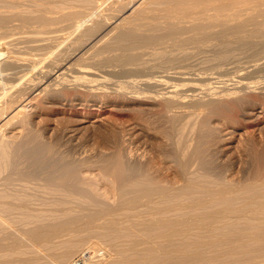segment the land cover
<instances>
[{
	"label": "bare ground",
	"instance_id": "1",
	"mask_svg": "<svg viewBox=\"0 0 264 264\" xmlns=\"http://www.w3.org/2000/svg\"><path fill=\"white\" fill-rule=\"evenodd\" d=\"M27 1H29L31 4L30 0ZM36 1L33 0L34 3ZM46 1L47 0H43L44 6L42 4L41 9L39 7L40 1L39 5L37 4V8L35 5L36 3L34 4L36 9H40L38 11L32 7L36 10V12L38 11L37 13L35 11V13L33 11L32 13L30 11L21 12L18 10L17 13L15 12L13 14L9 11L12 15H9V12L8 15L0 14L1 27L6 25L5 23L8 22L9 24L10 21H13L10 19L13 17V15L14 17H16V19L21 17L22 20L21 18L20 20L23 24V28L25 27V30L27 29V27L32 29L27 30L26 32L22 28H20L19 30L17 27H21L20 23V26L16 27V25L18 24L14 25L17 30L16 28L12 27L13 29H15V31L12 29L11 31H9L10 28L8 26L9 30L8 28H6L7 32H12L11 34H14L16 32L14 35L17 34L16 36L18 38V36L22 33H20L19 31L24 30L23 33H26V35L21 37L19 36V40L28 42L27 48H29V50L31 49V53L34 52L32 50H39L40 56L44 55L47 57V59L49 57V62L47 61L48 63L46 65L42 64L43 66L37 67L39 65H36L35 62L34 64L36 65V67L29 68L30 64L25 62L26 60H23L24 58L21 59V57L19 58V56L12 57V55L7 56L4 52L7 47L6 42L8 43V41L10 40L9 37L8 41H6L7 39L5 40L6 42L0 41V57L3 56V52L5 53L3 58H0V65L4 64L5 66L8 61H11L15 63L14 68L16 70L14 72H10L8 70H6L7 72H4L2 70L4 73L2 71L0 72V103H2V101L4 102L2 105L0 104V133L2 132V129L5 130L7 128L3 127L13 125L15 124V121L19 122V120L17 119H20L21 116L23 118L25 116V113L31 110H37V105L35 103V100L37 102V97L46 96L49 100L56 101L59 97L62 96V94L65 95V93L69 91L71 92L72 90H76L78 93V91L81 89L79 85H81V87L83 86V88L85 87V90L91 93V97L88 101L80 98L81 96L76 97L70 101L67 100L68 97L65 98L67 101H69V103L67 104L70 105V109L75 112H88V114H95V116L99 118L103 117L108 111V103H116L118 102V100H121L120 97H129L132 99L139 97L141 94H139L138 96H128V94H136L138 92L136 91V88L139 89L142 86L159 88V91L157 92L158 94L155 93L156 95H153V92L150 93V96L152 94L153 96L151 97L154 98V100L151 98L152 101H161L160 103L165 110L169 109L175 112L178 111L179 118H181L180 116L183 115L186 118L185 114L188 112L187 108L189 107H193V110L194 108L198 109L204 106H211L209 108H218L223 103L225 105V101H230L229 99L231 97H237V99H248L250 94L256 92L258 87L263 85L264 89V84L260 85L262 83L260 82L261 80H257V82H255L253 77L249 80L246 79L248 77V74L247 77L240 76V79L235 80V82L232 77H230L231 80H233L232 84H228L227 82H225L229 80V77L228 80L226 79L225 81H222L223 85H216L214 83V85L209 84L208 86H206V88L208 87L209 90L207 91L205 89L206 91H204L203 94L196 92L200 89V82L198 83L197 81L192 84H186L189 86L187 87V89H183L184 87L181 88L178 86V84H171V80L174 76H187L184 75L186 74L187 70L184 71L185 66H183V70H178L176 75H172L174 73L171 74L170 72V74L165 73L159 75L145 74L142 75L141 78H139V75H137L138 78H135L133 80L127 79L126 82H122L118 87H115L116 89L114 90H106L107 84L113 77H109L108 74H113L116 72L120 74V70H123V74L125 77L124 72H127V70H132L133 72L134 68L132 69L131 66H136V68L148 67L151 69L160 67V69L163 68L164 70H169L170 68L173 69L172 66L178 67V64H180V68L182 64L186 65V60L187 62H189L188 59L192 55V53L186 50L187 48L182 44H179L178 42L180 41V38H182L181 36L184 33H187L186 35H188L189 33L188 38L197 43L196 47L198 49L211 50L214 53H212V55H214V60L216 61V63H224L230 60L232 55H235L237 53L236 51H242L238 53H244L243 51H245L246 53L247 50L255 51L256 49H260V51L264 52V0H101L106 4V10H109L108 7L112 8L111 11L109 10L110 13H106L104 11L101 12L105 9L101 8L103 3H101L100 0H79L81 4L83 2V5L86 4L88 6L87 10L79 9V5L81 4H76L79 1L76 2L75 0H73V2H76L75 4H73L72 0V3L70 2V0H67L68 4L71 3L69 5L70 7L68 6V8L72 7V9H59V11L56 10L57 14L54 9H49V14L53 11V13L55 12L54 14L56 15L52 13L51 15H48L46 13L48 10V7L45 5ZM48 1V3H46L48 5H50L49 3H51V5L54 3V1ZM57 1L56 2L57 4L59 3V6L65 7L63 6V3H60L62 2V0L60 2L59 0ZM56 2L54 3V5L56 4ZM64 3L68 5L66 2ZM11 4L13 3H10L9 7L12 6ZM51 5L49 8H52ZM74 5H77V7H75ZM99 6L102 10L99 8L98 12H95L98 9L97 7ZM146 6L151 7V16L150 11L146 10ZM22 7L20 9H22ZM14 10L17 9L14 8ZM145 10L146 12L150 13L148 17L146 16L147 13L145 12ZM156 10H158V12L160 13H157ZM144 12L146 13V15ZM143 14L145 15V17H143ZM13 19L15 20V18ZM2 31L3 30H1L0 28V32ZM1 34L2 33H0V36H2ZM5 34L3 35L6 36ZM7 35H9V33H7ZM213 38L219 39L220 43H211L210 39L213 40ZM169 40H171L172 43L174 41V45H177L178 43L177 48L174 49L172 47L174 45H171ZM175 40H178L177 43L175 42ZM208 40L210 41V43H208ZM167 41L170 44L166 43ZM10 43H8V45ZM16 43L17 42L15 41L14 44ZM12 46L15 47V45L13 44ZM22 46L24 47V45ZM187 46H190V42L189 45L187 44ZM14 49H17V46ZM175 50L179 53L175 52ZM32 55L34 54L32 53ZM37 55H39V52L37 53ZM145 55H149V58H153L152 60L155 61H149H151V63H154L151 65H147L149 64V62L145 59ZM14 57H16V59H13ZM46 57H44V59ZM25 58L27 59V57ZM20 59L23 61H21ZM83 60H87L89 61L88 63L91 64L87 66H79V62ZM191 60L192 58L190 59V61ZM209 64L211 65V63ZM97 65L105 67L107 69L106 71H104L105 75H102L103 73L98 75L99 73L97 74L92 71L94 70V68L96 69ZM99 72L101 71L99 70ZM68 73L73 74V77L71 76L72 78H70L72 80L74 78L73 82L72 80L68 79V77H70V75L72 74L69 75ZM28 74H33V76L35 75L34 79H37V77L41 76L40 80L38 79L39 81L30 82L24 78ZM130 74L128 73L129 76ZM135 75L133 74V76ZM30 76L31 75H29L28 77ZM205 78L209 79L210 77L205 75L203 77L199 75L197 79L186 80L203 81L205 80ZM251 79L253 81H250ZM9 80H12L11 85H8V87H6L7 81ZM180 81L182 80H179V83ZM130 88H132V90L135 88V92L128 91L131 90ZM85 90H83V92ZM142 90L143 88L141 89V91ZM259 93L263 94L262 91H260ZM147 94L145 96L144 90V97L147 98ZM250 101L244 104L245 109L243 112L245 119L250 123L251 126L260 127L259 125L264 124V106L254 104L252 102L250 103ZM224 105L222 106L225 107ZM231 106L229 105L230 108ZM214 109L212 108L211 111ZM193 110L191 109V111ZM219 110H221V108ZM222 110H224V108ZM199 111H201V109ZM211 111L210 109L208 110V112ZM218 111H216L217 114ZM214 112L215 111L211 113ZM196 113L197 112H195V114ZM190 115L192 116V114ZM175 116H173V118ZM191 116H189L190 120L192 119L190 118ZM199 118L200 116L197 117V119ZM231 121L233 122L232 119ZM179 122L181 123L182 121L180 120ZM232 122L229 127H224L225 133H223L225 134V136L230 134L233 128H235V124ZM199 123L201 122H198V124ZM227 123L225 124L227 125ZM229 124L230 122L228 123V125ZM186 125L185 127L184 125L181 126L186 128ZM188 125H190V123ZM195 125H193V128L192 126L189 127V129H195L198 126L196 125V127L194 128ZM206 125L208 124L199 126H202V128L205 130L204 126ZM175 127H177V125ZM178 128L179 127H177V129ZM186 129L181 128L180 132L183 130L184 132H182L185 133ZM202 131H200V133H202ZM2 133L4 134H0V178H3V180L9 178L11 182L12 180L10 179L9 175L12 174L13 176L14 174H18L20 176L24 175V177L26 178V180H24L27 182V179L30 177L31 171L30 173H24L26 170H19L18 168L21 165L17 167V165L13 161V157L16 153H20L23 150V152L27 154V157L29 158L28 160L31 161L30 166H32L31 164L35 160L38 162L39 159H41L42 157L44 158L43 153H46V151L43 149V145L31 146L26 140L24 142H16V151L11 154L9 153V151L12 152L13 150L11 151V148H9L10 150H8L9 145H11L9 142L12 141V143H14L12 139H16L18 141V139H20V137L23 135V129L19 128L18 125V127H13L12 134H9V136L5 134V131H3ZM174 136L175 135L173 134V137ZM183 137L184 136L182 135V139L179 138V140L181 139L180 141L183 142V146H187L186 148L188 149L182 147V144L177 139L178 137H174V139H176L178 143L175 146L174 152L171 154V161L174 163V175L172 177L157 176L155 173H153V167L150 168L151 166L148 167V165L143 164L139 165L138 163L133 164L132 161L129 162L127 160V154H125V156L124 153L122 154L120 151L115 155H113V153V156L111 155V157L109 156L107 158L105 156V159L103 158V160H105L103 162H106L104 166L106 167L105 170L109 172L114 178L115 194L113 193L112 195L115 197V199L114 197H112V192L110 190L109 197H112L113 199L109 200V197H106L108 198V200H103L101 198H95V196L89 194L91 192H88L86 189L78 186L75 181L79 179L78 177H80L79 173L77 172L79 164H74L73 161L70 162L66 157V159H63L60 161V163L57 162L56 164L55 162L58 160L57 158V160L54 158L53 161L56 160L55 162H50V160L47 161L44 158L43 161L41 160L43 162V166L41 167V162H38L40 165V167L38 168L36 167L38 165L36 161L34 163L36 169L40 170L41 168V172L44 171L42 173L45 174L43 175V179L46 180L45 182L47 186L46 188L44 187L46 191H48L49 189L53 191L54 187L50 184L54 185V183H56V179L59 181L57 188L60 192V197H57V199L53 198L54 201H52V203L48 201L50 204L44 205L43 203H39L37 201L39 198L37 196V193L32 194L31 191L29 193L27 189H24L23 193L22 189L19 187L17 190H14L17 187L15 186L16 184L13 185L12 182L15 179V181L18 180L16 178L18 175H16V177L11 176L12 178L15 177V179L11 182V185H9L10 183H5L4 185L7 190L10 188L12 189L0 194V252L1 250L7 248L9 250L8 252L11 251L12 253L13 251V253H15L14 251H16L17 249L20 250L21 248H23L22 246L24 245L21 243H25V240H27L28 238L29 240L32 239L30 240L31 242H29L32 244H35L34 242L38 241V244L36 243V247H39L38 245H40L42 242L46 243V245L48 244V248H50L51 246L50 249H53L54 247L52 248V245L50 244H53L55 246L60 240H64L65 236L63 233L66 232V246L64 245L65 248L61 252L59 250L55 252L56 249H54V254L46 255L49 251L47 250L48 252L46 253V250H43L47 249V246L44 248V244H41L42 246L40 247H43L42 250L39 247L43 253H46L45 259L47 258L49 260H53L52 258L56 257V260L58 259L60 263L65 264L68 263L69 260H72V257H74V253L79 247L77 246L76 248V245H78L80 242L84 244L85 241L88 243L89 237H86L87 231L91 232L92 230H104L109 233V235L111 236V240H113L112 238L117 240V249L115 250H117L119 258L115 257L117 258L115 261L113 257V264H175L172 261H176V264H232V262L234 263L241 258L242 260L243 258H245L246 260V257H250L254 254H257L259 258L260 255H258V253H262L261 257H263H260L262 261L258 259V262L257 260L258 264H264V150L261 151L256 148L253 150L252 160L254 166H252L254 167V171L250 172L249 169L246 174V171L244 170L245 174L244 171H242L240 173L241 176L239 175L238 178H235L236 176L234 177L233 174H231L232 176L228 174L230 169L227 173H225V167L224 170H222L223 168L222 166H220L221 164L217 165L218 162L216 164L215 159L214 161H210V159L212 160V158H209L211 156L206 158L208 156L207 152V156H204L205 154L203 155L199 148H192L195 146L189 145L192 144L191 142L187 143L188 140L183 141ZM198 141L200 140H197V142ZM184 142L187 144H184ZM188 145L190 146V148L188 147ZM225 149L227 150V148ZM47 152L49 154V152L52 153L53 151ZM128 156L127 157L130 158L132 154L130 155L129 153ZM51 158L53 159V156ZM146 159H148V157ZM150 161L151 160H148V163ZM58 164H61L59 172L56 168ZM79 167L81 168V166ZM41 172L38 175L42 174ZM236 173L238 174V172ZM242 173L244 175H242ZM34 174H31V176H35ZM38 175H36V177ZM18 178L20 180L19 176ZM31 178H29V182L31 181ZM22 179L23 177H21V180ZM23 182L21 183L23 184ZM18 185H20V183ZM22 186L23 185H21V187ZM26 186L28 188L30 184L28 185L27 183V185H25V188ZM5 187L3 186V188ZM22 188H24V186ZM29 188H31V186ZM73 193L79 195V197L77 195H72ZM105 196H107V194ZM77 198L81 199L82 201H76ZM18 214L24 215L26 217L23 216V219H20L21 216H19ZM16 216L17 218H14ZM30 216H33L34 218L36 217V219L31 218ZM43 216L46 217L44 218ZM28 217H30L31 220ZM16 219L20 221L19 223L17 222V225L15 224L17 221ZM13 221L15 223H12ZM12 224L16 226L12 227ZM95 232L93 233L95 234ZM76 234H78V236L80 234L79 237L81 238H76ZM81 234H84L85 237H83ZM62 236H64V238ZM59 237L62 238L60 239ZM57 239L59 241L56 243ZM61 243H59L61 245L60 248L64 244ZM89 244L90 247L91 245H93L90 243V240ZM27 245L29 246L30 244L27 243ZM58 247L59 246H57L56 248L58 249ZM91 249L92 248H90L89 250ZM95 249L96 247L94 248V250ZM40 250H38V252L41 255L42 253L40 252ZM86 250L88 251V248ZM18 251H16V253ZM36 252L37 251H35V253ZM50 252H53V250H50ZM39 253H36L37 255H34V253H30L31 255L29 256H20L13 259L10 258V260H8L7 258V261H4V259H2V257L0 256V264H9V261H15L16 264H34L36 260L42 262L41 259L42 257H44V255H42L41 257ZM84 253L85 252L83 251V254ZM88 253L90 252L88 251ZM95 253H93V255ZM23 254L25 255V253ZM255 255L254 257H250L251 259L247 258V260L249 259V261L251 260L253 262L252 259L255 258ZM49 260L47 261L48 263ZM177 260H179L180 262H177ZM245 260H243L244 262H241L246 264L245 262L247 260ZM108 261V264L112 262ZM90 262L91 261H89V263ZM96 264H98V262H96Z\"/></svg>",
	"mask_w": 264,
	"mask_h": 264
},
{
	"label": "rangeland",
	"instance_id": "2",
	"mask_svg": "<svg viewBox=\"0 0 264 264\" xmlns=\"http://www.w3.org/2000/svg\"><path fill=\"white\" fill-rule=\"evenodd\" d=\"M2 1V2H1ZM0 2V14H5V15H8L10 12L13 14V13H17L18 12V10L19 11H21V12H36V10H38V9H36L37 8V6L39 5V1H40V5H39V7H40V9H41V7H42V4H43V6H44V2H43V0H42V2H41V0H38V1H36V0H34V1H36L35 3L33 2V0H30L31 1V4H30V2L29 1H27V0H1ZM5 1H6V3H5ZM18 1H19V3H18ZM45 1V0H44ZM48 1V0H47ZM46 1V3H48ZM51 1H54V3L57 1V0H50V2ZM61 0H59V2H60ZM69 1V0H68ZM67 0H64V2H68ZM76 2L77 1H79V0H75ZM4 2V3H3ZM7 2H9V3H7ZM23 2V3H22ZM33 2V3H32ZM58 2V1H57ZM57 2H56V4H57ZM63 2V0H62V2H60V3H63V4H60V5H63V6H65V7H62V6H59L58 4L56 5H54V3L51 5V3H49L50 5H51V7L52 8H49L50 7V5H48V4H46L45 3V5L48 7L46 10H47V14L48 15H51V13L52 14H54L55 12H56V10L57 11H59V9H67L68 8V6L73 2V0H72V2H71V0H70V4H68V5H66L65 3ZM76 2H73V4H75ZM82 2V1H81ZM100 2L101 3H103L101 0H100ZM10 3H13V4H11L12 6L11 7H14L15 9H17V10H14V8H11V7H9L10 6ZM22 3V4H21ZM29 3V4H28ZM36 5V8H35V5ZM38 4V5H37ZM72 4V5H73ZM77 5H79V4H81L80 3V1L79 2H77L76 3ZM104 4V5H103ZM102 4V6H101V8L103 9H105V6H106V4L105 3H103ZM14 5V6H13ZM32 5H34V6H32ZM77 5L75 6V7H77ZM145 5H147V4H145ZM4 6V7H3ZM18 6H20V7H18ZM23 6V7H22ZM29 8H27V7ZM67 6V7H66ZM82 6V7H81ZM104 6V7H103ZM144 6V5H143ZM6 7H8V8H6ZM22 7V9H20ZM35 8V9H33V8ZM38 7V8H39ZM70 7V6H69ZM74 7V8H75ZM87 5L85 4V5H83V2H82V4L81 5H79V9H84V10H87ZM145 7V6H144ZM73 8V9H74ZM98 9H97V11H95V12H98V10H99V8H100V6L99 7H97ZM100 8V9H101ZM149 10H148V9ZM8 9V10H7ZM11 9V10H10ZM12 9H13V11H12ZM28 11H27V10ZM31 9V10H30ZM39 9V10H40ZM52 9H54L55 10V12L53 13V11L52 12H50V14H49V12L48 11H50V10ZM68 9H72V7L71 8H68ZM76 9H78V8H76ZM101 9V10H102ZM106 9H107V6H106ZM100 10L101 12H106V13H110L109 12V10L111 11L112 10V8H109L108 7V9L109 10ZM145 9V8H144ZM151 9V7H149V6H146V10L147 11H150V13L152 12V10H150ZM6 10V11H5ZM26 10V11H25ZM38 10V11H39ZM89 10H90V8H89ZM88 10V11H89ZM146 10H145V12H146ZM159 10V9H158ZM158 10H156V12L157 13H160V12H158ZM10 11V12H9ZM37 11V12H38ZM99 11V12H100ZM162 11V10H161ZM9 12V13H8ZM32 12V13H33ZM34 12V13H35ZM36 12V13H37ZM144 12V13H145ZM163 12V11H162ZM9 14V15H12V14ZM146 13H147V15H146ZM145 13V15L148 17V15L150 14V13H148V12H146ZM56 14H57V12H56ZM56 14H54V15H56ZM145 15L143 14V17H145ZM152 15V13L150 14V16ZM17 17H19V16H17ZM13 18H15V20L13 19ZM21 18V17H20ZM20 18H18V19H16V17H14V15H13V17L12 18H10L11 20H13V21H10L9 22V24H8V22L7 23H5L6 25H2L3 27H1L0 26V28H1V30H3L2 32H0V33H2L1 35L2 36H0V41H5L6 39V41H8V37L10 38V42L8 41V43H10L9 45H8V43L6 42V49H5V53H6V55L7 56H11L12 55V57L13 56H19V58L21 57V59H23V60H26L25 62H27V63H29L30 65H29V68H35L36 67V65H39V66H37V67H41V66H43L42 64H44V65H46L48 62H49V57H48V59H47V57L46 56H40V51L39 50H32V51H34V52H32L34 55H32V53H31V49L29 50V48H27V44H28V42H23L24 40H19V36L21 37V36H24V35H26V33H23V31L25 30L24 28H23V24H22V22H21V20H22V18H21V20H20ZM10 19H7V20H10ZM20 20V21H19ZM263 22H264V20H263ZM21 23V27H17V26H20L19 24ZM16 24H18V25H16ZM14 25H16V27L20 30V28H22V29H24V30H22V31H19L20 33H21V35H19L18 36V38H17V34L16 35H14V34H11L12 32H7V30H6V28H8V26H9V28H10V30H9V28H8V30L9 31H11V29L12 30H14L15 31V29H13V28H16ZM13 27V28H12ZM17 28H16V30H17ZM29 27H27V29L25 30V32L27 31V30H31L30 28L28 29ZM249 28H251V27H249ZM13 31V32H14ZM250 31H251V29H250ZM3 32H5V33H3ZM7 33H9V35H7ZM18 33V32H17ZM250 33V32H249ZM3 34H5L6 36H4ZM19 34V33H18ZM185 34V33H184ZM182 35L181 37L182 38H180V41H178V40H175V42L177 43V41L179 42V44H182L183 46H185L187 49L186 50H188L189 52H191L192 53V55L190 56L191 58H192V60L190 61V57H189V59H188V61L190 62H187V60H186V65L185 64H182V66H181V68L179 67L180 66V64H178V67L177 66H172V68L173 69H175V70H173V69H169V70H164L163 68L162 69H160V67H157V68H148V67H137L136 68V66L134 67H132L131 66V68L133 69H136V70H134L133 69V72H132V70H127V72H124L125 73V77H124V74H123V70L121 71L120 70V74H118V72H116V73H113V74H108V76L110 77V76H113L112 77V79H111V81L107 84V88H106V90H108V91H111V90H114V89H116L115 87H118L122 82H126L127 81V79L128 80H130V79H135V78H138L137 77V75H139V78H141L142 77V75H145V74H151V75H159V74H165V73H174V74H172V75H176L177 74V71L178 70H183V66H185V68H184V71L185 70H187V72H186V74H184V75H187V76H184L185 78L186 77H188V78H186L187 80L188 79H197V77L200 75V76H203L204 77V75L205 76H208V77H210L209 79H207V78H205V80H189V81H187L183 76H180V75H176V76H174L173 77V79L171 80V84H173V85H175V84H178V86L179 87H181V88H183V89H187V87L189 86V85H186V84H192V83H195L196 81L199 83V87H200V89L198 90V91H196V92H198V93H201V94H203V92L204 91H208L209 89H208V87L206 88V86H208L209 84L211 85V84H216V85H223L222 84V81H225L226 79L228 80V77H229V80H230V82H229V80L228 81H225V82H227L228 84H232L233 83V80H234V82H235V80H238V79H240V76H246L247 77V74H248V77L246 78V79H250V78H252L253 77V79H254V81L255 82H257V80H261L260 82H262L260 85H262V84H264V52H262V51H260V49H256L255 51H252V50H247L246 51V53H245V51H243L244 53H238V52H242V51H236L234 54L236 55H232V57L234 58H230V60H228V61H226V62H224V63H220V62H217L216 63V61L214 60V55H212V51L211 50H209V49H198L196 46V44L197 43H195L192 39H189L188 37H189V33H188V35ZM10 35H11V37H10ZM13 35V36H12ZM5 37H7V38H5ZM16 39H15V38ZM14 39H15V41L17 42L16 44H14L15 43V41H14ZM212 39V38H211ZM210 39V41H211V43L213 42V43H220V40L219 39H215V38H213V40H211ZM215 39V40H214ZM18 40V41H17ZM218 40H219V42H218ZM173 41V40H172ZM210 41L208 40V43H210ZM216 41V42H215ZM13 42V43H12ZM169 42L171 43V45H174V41H173V43L171 42V40H169ZM168 41L166 42V43H168V44H170ZM189 42H190V46H187V44L189 45ZM24 45V47L21 45ZM207 43V44H208ZM12 44L13 45H15V47L14 46H12ZM167 44V45H168ZM166 45V44H165ZM177 45H178V43H177ZM177 45H174V46H172L174 49L175 48H177ZM16 46H17V49H14V48H16ZM26 46V47H25ZM160 46V45H159ZM192 46V47H191ZM10 47V48H9ZM9 48V49H8ZM189 48H191V49H189ZM19 49V50H18ZM11 50H12V52H11ZM14 50V51H13ZM8 51V52H7ZM37 51V52H36ZM208 51H210V52H208ZM3 52V56L5 55V53ZM36 52V53H35ZM39 52V55H37V53ZM175 52H178V51H176L175 50ZM248 52V53H247ZM255 52V53H254ZM259 52V53H258ZM8 53V54H7ZM179 53V52H178ZM210 55H209V54ZM262 53V54H261ZM214 54V53H213ZM255 54V55H254ZM258 54H259V56H258ZM212 55V56H211ZM240 55H242V56H240ZM248 55H249V57H248ZM3 56H1L0 58H3ZM35 56H37V57H35ZM40 56V57H39ZM253 56V57H252ZM257 56V57H256ZM25 57H27V59L25 58ZM42 57V58H41ZM44 57H46L45 59H44ZM145 57V59L146 60H148V62H149V64H147V65H151V64H153L154 62H152L151 63V61H155V60H152L153 58H149V55H145L144 56ZM262 57V58H261ZM5 58H7V57H5ZM4 58V59H5ZM9 58V57H8ZM11 58V57H10ZM19 58H17V59H19ZM32 58V59H31ZM35 58V59H34ZM42 60H41V59ZM149 58V59H148ZM236 58V59H235ZM13 59H16V57H14ZM20 59V60H21ZM29 59V60H28ZM47 59V60H46ZM211 59V60H210ZM10 60V59H9ZM23 60H21V61H23ZM31 60V61H30ZM149 60H151V61H149ZM234 60V61H233ZM29 61V62H28ZM40 61V62H39ZM42 61V62H41ZM46 61V62H45ZM48 61V62H47ZM211 61V62H210ZM257 61V62H256ZM36 62V63H35ZM89 61H87V60H83V61H80L79 62V66H87V65H89V64H91V63H88ZM213 62V63H212ZM215 62V63H214ZM228 62V63H227ZM7 63V62H6ZM5 63V64H6ZM14 65H13V64ZM32 63V64H31ZM36 65H35V64ZM209 63H211V65L209 64ZM220 63V64H219ZM258 63H259V65H258ZM207 64H209V65H207ZM216 64V65H215ZM223 64H226V65H223ZM14 66H15V63L14 62H11V61H8V63L4 66V64L2 65H0V72L3 70L4 72L6 71V70H8V71H10V72H14V71H16L15 70V68H14ZM31 66V67H30ZM235 66V67H234ZM247 68H246V67ZM12 67V68H11ZM25 67H27V66H25ZM189 67V68H188ZM213 67V68H212ZM239 67V68H238ZM251 67V68H250ZM10 68V69H9ZM195 68V69H194ZM219 68V69H218ZM254 68V69H253ZM5 69V70H4ZM17 69V68H16ZM98 71H97V70ZM96 69L94 68V70H92L93 72H95V73H99L98 75H100V74H102V75H105V73H104V71H106L107 69L105 68V67H101V66H99V65H97L96 66ZM109 69V68H108ZM118 69H120V68H118ZM150 69V70H149ZM212 69V70H211ZM222 69V70H221ZM228 69V70H227ZM237 69V70H236ZM247 69V70H246ZM13 70V71H12ZM96 70V71H95ZM99 70L101 71V72H99ZM218 70V71H217ZM244 70V71H243ZM2 71V72H3ZM91 71V72H92ZM154 71H156V72H154ZM172 71H174V72H172ZM247 71V72H246ZM248 71H249V73H248ZM3 72V73H4ZM7 72V71H6ZM122 72V73H121ZM197 72V73H196ZM210 72V73H209ZM241 72H242V74H241ZM128 73L130 74V73H133L135 76H133V74H130V76L128 75ZM140 73V74H139ZM169 73V74H170ZM241 74V75H239V74ZM69 75L70 74H72V73H68ZM209 74V75H208ZM219 74V75H218ZM245 74V75H244ZM255 74V75H254ZM29 75H31L30 77H28ZM69 75H66V76H69ZM122 75V76H121ZM141 75V76H140ZM195 75V76H194ZM214 75V76H213ZM257 75V76H256ZM35 76V75H34ZM34 76H33V74H28L27 76H25L24 78L25 79H27L28 81H30V82H32V81H39L40 80V77H37V79L35 78L34 79ZM39 76V75H38ZM73 77V74L72 75H70V77H68V79L69 80H72V79H70V78H72ZM212 76V77H211ZM220 76V77H219ZM222 76H226V77H222ZM238 76H239V78H238ZM260 76V77H259ZM27 77V78H26ZM176 77V78H175ZM215 77V78H214ZM230 77H232V79L233 80H231V78ZM30 78H31V80H30ZM116 78V79H115ZM118 78V79H117ZM122 78H124V79H122ZM184 79V81H183V79ZM256 78V79H255ZM263 79V81H262V79ZM39 79V80H38ZM124 80V81H122V80ZM204 79V78H203ZM212 79H213V81H212ZM73 80H74V78H73ZM73 80H72V82H73ZM179 80H182V81H180V83H179ZM207 80H208V82H207ZM9 81H10V84H9ZM9 81H7V85H6V87H8V85L10 86L11 85V81L12 80H9ZM194 81V82H193ZM202 81V82H201ZM205 81V82H204ZM220 81V82H219ZM250 81H253L252 79L250 80ZM258 81V82H259ZM174 82V83H173ZM211 82V83H210ZM259 82V83H260ZM202 83H204V84H202ZM208 83V84H207ZM219 83H221V84H219ZM258 83V84H259ZM206 84V85H205ZM213 84V85H214ZM114 85V86H113ZM80 86V92L78 91V93H79V95H78V93H77V91L75 90H72L71 92L69 91V92H67V93H65V95H63L62 94V96L61 97H59L58 98V100H56V101H51V100H49L46 96H40V97H37L36 99H37V102H36V100H35V103H36V105H37V107H36V109L37 110H31V111H29V112H27V113H25V116L23 117L24 118V120H23V118H22V116L20 117V119H17V120H19V122L18 121H15L14 123L15 124H13L14 126H16V127H18V125H19V128H22L23 129V135L20 137V139H18V141L15 139H12L13 141H14V143H12V141L11 142H9L11 145H9V147H8V150H10L9 148H11V151L12 152H10L9 151V153H13L14 151H16V142H24L25 140L26 141H28L29 142V145H31V146H42L43 145V149L46 151V153H43V156H44V158H45V160H47V161H49L50 160V162H55L57 159V161L55 162V164L57 163V162H59L60 163V161L61 160H63V159H68L70 162H72L73 161V163L74 164H79L78 165V170H77V172L79 173V176L80 177H78L79 179H77L76 181H75V183L78 185V186H80L81 188H83V189H86L88 192H93L92 194L91 193H89L90 195H93V196H95V198H101V199H103V200H108V198H106V197H109L110 196V191L112 192L111 193V195L114 193L115 194V183H114V178L111 176V174L109 173V172H107L105 169H106V167H104L105 166V164H106V162H103V161H105V160H103V158L106 156L107 158L110 156L111 157V155L113 154V155H115V154H117V153H119V151L123 154L124 153V155L125 154H127V156H128V154L130 153V155L132 154V156L130 157V158H133V159H130V158H128L126 155V158H127V160L130 162V161H132V163L134 164H139V165H141V164H143V165H148V167H150V168H152V170H153V173H155L157 176H160V177H163V176H170V177H172L173 175H174V167H173V162L171 161V154L174 152V150H175V146H176V144L178 143V141L176 140V139H174V137L175 138H177L178 140H179V138H181L182 137V135L184 136L183 137V141H187V143H189V142H191L192 144H189V145H193V146H195V147H192V148H199V150H201V152L203 153V155L204 156H207V153H208V156L206 157V158H208L209 156H211V157H209V158H212V160L210 159V161H214V159H215V162H216V164H217V162H218V164L217 165H219V164H221L220 166H222V170H224V167H225V170H224V172L225 173H227L228 172V170L230 169V171L229 172H231V173H229L228 172V174L230 175V176H232L231 174H233V176L235 177V178H238V176L240 175L241 176V172L242 171H246V174H247V172L249 171V169H250V172H252V171H254L253 169H254V165H253V160H252V154H253V150L256 148V149H258V150H264V124L263 125H259L260 127H258V126H251L250 125V123L245 119V116H244V109H245V106H244V104H246V103H248V101H250V103L252 102V103H254V104H257V105H260V106H264V89H263V85L262 86H260V87H258V89L256 90V92H253L252 94H250V96L248 97V99H237V97H231L229 100L230 101H225V105H224V103L222 104V105H224L225 107H223L222 105H220V106H222L223 108H224V110H222L223 108L222 107H220L221 108V110H219L220 108L218 107H212L214 110H212L211 111V109L212 108H209V107H211V106H209V107H207V106H204V107H201V108H198V109H195L194 108V110H193V107L191 108V107H189V108H187L188 109V112L185 114V116H186V118L184 117V115L183 116H180L181 118H179V112L178 111H173V110H165V109H163V107H162V105H161V101H159V100H156V102H153L152 101V99L154 100V98L153 97H151V96H153V95H156V94H158L157 92L159 91V88H156V87H144V86H142L141 88H136V91H138L136 94L135 93H129L128 94V96H134V95H139V94H141L140 96H141V99H140V96L139 97H136L135 99H132V98H129V97H120L121 98V100H118V102H116V103H113V102H110V103H108V111L105 113V115L103 116V117H97V116H95V114H88V112H85V113H83V112H75V111H73V110H71L70 108V105H68L67 103H69V101L70 100H73L74 98H76V97H80V98H82V99H84V100H86V101H88L89 99H90V97H91V93L89 92V91H86L85 90V87L83 88V86L81 87V85H79ZM186 86V87H185ZM231 86V85H230ZM109 88V89H108ZM143 88V92L141 91V89ZM131 90H128V91H130V92H135L134 90H135V88L132 90V88H130ZM206 89V90H205ZM261 89V90H260ZM82 90V91H81ZM83 90H85L84 92H83ZM144 90H145V96H146V94H147V98L146 97H144ZM151 90V91H150ZM140 91V92H139ZM150 91V92H149ZM260 91H262L263 92V94L262 93H259ZM73 92V93H72ZM86 92V93H85ZM153 92V93H152ZM69 93H72V94H69ZM85 93V94H84ZM87 93H89V94H87ZM150 93H152L151 94V96H150ZM156 93V94H155ZM261 94V95H260ZM66 95H68V96H66ZM148 95H149V97H148ZM143 96V97H142ZM46 97V98H45ZM68 97V98H67ZM69 97H70V99H69ZM65 98H67V100H69V101H67ZM143 98V99H142ZM144 98H145V100H144ZM152 98V99H151ZM250 98V99H249ZM252 98V99H251ZM149 99V100H148ZM39 100V101H38ZM48 100V101H47ZM146 100H147V102H146ZM232 100V101H231ZM245 100V101H244ZM257 100V101H256ZM113 101V100H112ZM127 101V102H126ZM159 101V102H158ZM234 101V102H233ZM242 101V102H241ZM244 101V102H243ZM247 101V102H246ZM115 102V101H114ZM229 102H231V103H229ZM237 102V103H236ZM4 102L2 101V103H0L1 105L3 104ZM242 103V104H241ZM113 104V105H112ZM160 105V106H159ZM226 105H228V106H226ZM229 105L231 106V108H232V110H231V108L229 107ZM242 105V106H241ZM136 106V107H135ZM235 106V107H234ZM39 107V108H38ZM111 107H112V109H111ZM208 109H207V108ZM229 107V108H228ZM48 108V109H47ZM133 108V109H132ZM161 108V109H160ZM190 109V110H189ZM191 109L193 110V111H191ZM201 109V111H199ZM207 109V110H206ZM210 109V111L211 112H213V111H215L214 113H211V112H208V110ZM230 109V110H229ZM203 110V111H202ZM219 110V111H218ZM227 110V111H226ZM134 113H133V112ZM173 111V112H172ZM190 111H191V113H190ZM216 111H218V114L216 113ZM221 111H225L224 113L223 112H221ZM195 112H197L196 114H195ZM199 112V113H198ZM175 113V114H174ZM85 114V115H84ZM174 114V115H173ZM189 114V115H188ZM190 114H192V116L190 115ZM197 114H199V115H197ZM217 114V115H216ZM223 114V115H222ZM175 115H177V116H175ZM197 115V116H196ZM216 115V116H215ZM231 115V116H230ZM233 115V116H232ZM173 116H175L174 118H173ZM187 116H188V118H187ZM189 116H191L190 118H192L191 120L189 119ZM196 116V117H195ZM200 116V120L199 119H197V117H199ZM230 116V117H229ZM235 116V117H234ZM25 117H26V119H25ZM138 117V118H137ZM177 117V118H176ZM203 117V118H202ZM227 117H228V119H227ZM232 117V118H231ZM102 118V119H101ZM177 119V121H176V119ZM226 118V119H225ZM234 118V119H233ZM187 119V120H186ZM230 119V120H229ZM231 119L233 120V122L231 121ZM24 121V122H22V121ZM181 120L182 122L180 123L179 121ZM225 120H227V121H225ZM229 120V121H228ZM138 121V122H137ZM141 121V122H140ZM177 123H176V122ZM244 121H245V123H244ZM20 122H22V123H20ZM194 124H193V123ZM198 122H201V123H199L198 124ZM230 122V124L228 125V123ZM231 122L232 123H234L235 124V128H233V130H232V132L230 133V134H228V135H226L225 136V128L226 127H229L230 125H231ZM247 122V123H246ZM17 123V124H16ZM173 123V124H172ZM183 123V124H182ZM190 123V125H188V124ZM192 123V124H191ZM225 123H227V125L225 124ZM183 126L184 125V127H185V125H186V128H184V127H182L181 125ZM198 125L197 127H196V125ZM205 124H208V125H206V126H204V128H205V130L202 128V126L203 125H205ZM13 125H8V126H5V127H3V128H6L5 130L4 129H2L1 131L3 132V131H5V134H7L8 136H9V134H12V131H13ZM177 125V127H179L178 129H177V127H175ZM178 125H180V126H178ZM193 125H195L194 126V128L195 129H192L193 128ZM199 125H202L201 127L199 126ZM226 125V126H225ZM13 126V127H12ZM192 126V128H191V130L189 129V127H191ZM208 126V127H207ZM200 127V128H199ZM221 127V128H220ZM225 127V128H224ZM125 128V129H124ZM158 128V129H157ZM176 128V129H175ZM186 129L185 130V133H183L182 131V133L180 132V129ZM202 128V129H201ZM208 128V129H207ZM218 128V129H217ZM113 129V130H112ZM148 129V130H147ZM172 129H174V130H172ZM200 130V131H202V133H200V131H198V130ZM220 129H222V130H220ZM251 129V130H250ZM54 130V131H53ZM121 130V131H120ZM154 130V131H153ZM179 130V131H178ZM189 130V131H188ZM196 130V131H195ZM178 131V132H177ZM208 131V132H207ZM250 131V132H249ZM0 133V134H4V133ZM40 132V133H39ZM156 132V133H155ZM176 134H175V133ZM193 132V133H192ZM210 132V133H209ZM213 132V133H212ZM224 132V133H223ZM38 133V134H37ZM178 133V134H177ZM196 133V134H195ZM207 133V134H206ZM157 134V135H156ZM173 134L175 135L174 137H173ZM180 134V135H179ZM186 136H185V135ZM206 134V135H205ZM247 134V135H246ZM32 135H34V136H32ZM36 135V136H35ZM170 135V136H169ZM178 135V136H177ZM221 135V136H220ZM128 136V137H127ZM191 136V137H190ZM187 137V138H186ZM197 137V138H196ZM252 137V138H251ZM38 139H39V141H38ZM125 139V140H124ZM174 139V140H173ZM182 139V138H181ZM180 139V140H181ZM184 139H186V140H184ZM21 140H23V141H21ZM35 142H34V141ZM134 140V141H133ZM175 140H176V142H175ZM179 140V142L182 144L183 142L182 141H180ZM197 140H200V141H198L197 142ZM203 141V142H202ZM221 141V142H220ZM250 141V142H249ZM39 142V143H38ZM196 144H195V143ZM187 143H185L184 142V144H187ZM252 143V144H251ZM41 144V145H40ZM106 144V145H105ZM197 144H198V147H197ZM201 144V145H200ZM202 144H203V146H202ZM128 145V146H127ZM188 145V147L190 148V146ZM200 145V146H199ZM14 146H15V148H14ZM136 147V148H135ZM171 147V148H170ZM182 147L183 148H186L187 146H183V144H182ZM200 147H202V148H200ZM229 147V148H228ZM231 147V148H230ZM55 148V149H54ZM86 148V149H85ZM225 148H227V150L225 149ZM248 148V149H247ZM173 149V150H172ZM186 149H188V148H186ZM92 150V151H91ZM114 150H116V151H114ZM126 150V151H125ZM129 150V151H128ZM131 150V151H130ZM224 150V151H223ZM47 151H53L52 153H53V155H52V153H50L49 152V154L51 155H49L48 154V152ZM125 152H127V153H125ZM133 152H134V154L136 155H134L133 154ZM146 152V153H145ZM151 152V153H150ZM207 152V153H206ZM20 153H21V155H20ZM20 153H16L15 155H14V157H13V161H14V163L17 165V167H19L20 165V167L18 168L19 170L20 169H22L21 171H25L24 173H30V171H31V174H34V173H36V174H34L35 176H31V174H30V177L29 178H33V180H32V178H31V181L29 182L28 180H30L29 178H28V176H27V182L25 181L26 180V178L24 177V175H18V174H14L13 176H15L16 177V175H18L19 177H20V180H21V177H23V179L20 181L19 180V178H18V176L16 177L18 180L17 181H15L16 179H15V177L14 178H12L13 176H12V174H10L9 176H10V179L13 181L14 179V181H15V183H14V181L12 182V184L13 185H15L17 188H13L14 190H17L18 189V187L19 188H21L22 189V193H23V191H24V189H27V191L30 193V191H31V193L33 194V193H37V196L39 197L38 198V202L39 203H43L44 205H47V204H50L49 202H51L52 203V201H54L53 200V198L54 199H57V197L59 198L60 197V192L58 191V188H57V186H58V183H59V181L56 179V183H54V185L53 184H50L51 186H53L54 187V190L53 191H51L50 189L48 190V191H46L45 190V188H46V180L45 179H43V175H45V174H43L42 172H44V171H42L41 172V168H40V170H38V169H36V167L38 168V167H40V165H41V167L43 166V160H44V158L42 159H39L38 160V162L40 163V165H39V163L36 161V163L38 164H36L37 166L35 167L34 165V163H35V161L31 164L32 166H30V163H31V161L30 160H28L29 158L27 157V154L26 153H24L23 152V150H22V152H20ZM223 153V154H222ZM54 154H55V156H54ZM94 154V155H93ZM162 154V155H161ZM227 154V155H226ZM228 154H229V156H228ZM251 154V155H250ZM26 155V156H25ZM112 155V156H113ZM134 155V156H133ZM144 155V156H143ZM249 155V156H248ZM17 156V157H16ZM53 156V159L51 158ZM62 156H64V157H62ZM72 156V157H71ZM102 156V157H101ZM18 157H20V158H18ZM25 157V158H24ZM27 157V158H26ZM61 157V158H60ZM66 157V158H65ZM78 157V158H77ZM87 157V158H86ZM137 157V158H136ZM148 157V159H146ZM170 157V158H169ZM240 157V158H239ZM17 158V159H16ZM47 158V159H46ZM54 158L56 159L55 161H53L54 160ZM226 158V159H225ZM16 159V160H15ZM20 159V160H19ZM25 159H26V161H25ZM105 159V158H104ZM144 159V160H143ZM42 160V161H41ZM52 160V161H51ZM67 160V161H68ZM148 160H151L149 163H148ZM154 160V161H153ZM147 161V162H146ZM156 161V162H155ZM27 162V163H26ZM84 162V163H83ZM87 162V163H86ZM101 162V163H100ZM152 162H153V165H152ZM214 162V163H215ZM20 163V164H19ZM27 165H26V164ZM63 163V162H62ZM82 163V164H81ZM213 163V162H212ZM81 164V165H80ZM87 164V165H86ZM101 164H104V165H101ZM225 164V165H224ZM25 165V166H24ZM59 165V166H58ZM57 166H56V168L58 169V172H59V169H60V165L61 164H58ZM253 165V166H252ZM79 166H81V168L79 167ZM232 166V167H231ZM31 167V168H30ZM102 167V168H101ZM104 167V168H103ZM229 167H231V168H229ZM26 168H28V169H26ZM160 168V169H159ZM88 169V170H87ZM227 170V171H226ZM233 172H232V171ZM245 171H244V174H245ZM34 172V173H33ZM42 173V174H40V175H38L39 173ZM236 172H238V174L236 173ZM91 173V174H90ZM83 174V175H82ZM243 173H242V175H244ZM36 175H38L37 177H36ZM82 175V176H81ZM12 176V177H11ZM6 177H8V176H6ZM95 177V178H94ZM233 177V178H234ZM88 178V179H87ZM103 178V179H102ZM110 178V179H109ZM232 178V177H231ZM25 179V180H24ZM97 179V180H96ZM107 179V180H106ZM9 180V178L7 179H4L3 180V178L1 179L0 178V189H2L3 188V186L5 187V183H10L9 185H11V182H10V180ZM38 180V181H37ZM4 181H6V182H4ZM8 181V182H7ZM20 181V182H19ZM25 183H24V182ZM17 182H18V184L20 183V185H18L17 184ZM21 182H23V184L21 183ZM106 182V183H105ZM110 182V183H109ZM111 182H112V184H111ZM27 183H28V185L30 184V186H31V188H27V186H26V188H25V185H27ZM25 184V185H24ZM90 184V185H89ZM3 185V186H2ZM12 185V186H13ZM21 185H23L24 186V188H22L21 187ZM109 185V186H108ZM36 186H39V187H36ZM84 186V187H83ZM111 186V187H110ZM2 187V188H1ZM11 187V186H10ZM9 187V188H10ZM45 187V188H44ZM57 190H56V189ZM10 189H12V188H10ZM10 189H8L9 191H10ZM7 189H6V187L5 188H3L2 190H0L1 191V193L0 194H2V192H6V191H8ZM20 190V189H19ZM43 190V191H42ZM56 190V191H55ZM110 190V191H109ZM26 191V192H27ZM55 191V192H54ZM58 191V192H57ZM99 191V192H98ZM51 192H52V194H51ZM43 193V194H42ZM57 193V194H56ZM56 194V195H55ZM107 194V196H105ZM42 195V196H41ZM72 195H77V194H75V193H73ZM52 196V197H51ZM78 197H79V195H77ZM47 197V198H46ZM112 197H114L113 195H112ZM110 198L109 197V200L110 199H113V198ZM105 198V199H104ZM48 199V200H47ZM114 199H115V197H114ZM40 200V201H39ZM82 201L81 199H78L77 198V200L76 201ZM43 201V202H42ZM46 201V202H45ZM49 201V202H48ZM79 201V202H80ZM112 201V200H111ZM114 201V200H113ZM19 216H21V218L20 219H23L22 217L24 216V215H21V214H18ZM19 216H18V219H19ZM24 217H26V216H24ZM31 218H34L33 216H30ZM30 217H28V218H30ZM44 217V216H43ZM46 217V216H45ZM44 217V218H45ZM14 218H17V216L16 217H14ZM31 218H30V220H31ZM24 219H26V218H24ZM34 219H36V217L34 218ZM17 220V219H16ZM15 221V220H14ZM12 222V223H15V222ZM17 222L19 223L20 221H16V225H17ZM13 225V224H12ZM15 225V226H16ZM14 225L12 226V227H15ZM97 232V234H96V232ZM99 231V232H98ZM93 232H95V234L93 233ZM93 233V234H92ZM64 234V236H65V238H64V236H62L63 238H64V240H60L62 237H59L58 239L60 240H58L57 239V241H56V247L57 246H59L58 247V249L53 245V244H50V245H52V248L53 249H50L51 248V246H50V248H48V244L46 245V243H42L41 242V244L43 245L44 244V248L46 247L47 249H44L43 251H45L44 253L41 251L42 249H43V247H40V246H42L40 243V245H38L40 248H41V250H40V248L39 247H36V243L38 244V241L37 242H34V241H32V242H34L35 244H32V243H29V242H31L30 240H32V239H30L29 240V238L27 239V240H25V241H23V242H25V243H21V244H23L24 246H22L23 248H21L20 250L19 249H17L16 251H18L17 253H16V251H14L15 253H13V251H12V253H11V251L10 252H8L9 250L6 248V249H3V250H1V252H0V256L2 257V259H4V261L6 260L7 261V258H8V260H10V258H16V257H20V256H29V255H31L30 253H34V255L37 253H39L38 252V250H40V252L42 253L41 255H40V253H39V255L42 257V255H44V257H42V259H41V261L42 262H40L39 260H36V262H34V264H45V263H47V264H62V263H60L59 262V260L57 261L56 260V257H54L55 258V260H54V258H52L53 260H49V259H47V261L49 260V263L46 261V259H45V256L46 255H51V254H54V249H56V251L55 252H57V250H59L60 252L65 248V239H67V234H66V232L65 233H63ZM66 234V235H65ZM84 234H85V232H84ZM84 234H81L83 237H85V235ZM88 234V235H87ZM77 236H76V238L77 237H79L80 236V234H79V236H78V234H76ZM97 235V236H96ZM91 236V237H90ZM101 236V237H100ZM109 238H108V237ZM86 237L88 238L89 237V240H90V243L91 244H93V245H91V247H90V244H89V240H88V243L85 241L84 242V244L83 243H79L78 245H76V248H77V246H79L80 247V249H82V250H80L79 249V247H78V249L75 251V253H74V257H72L71 259L72 260H69L68 261V263H65V264H73V262L77 259V258H79L80 256H82V255H86V258L87 257H89L87 260H86V263L85 264H90V263H92V264H96V262H98V264H108L107 263V261L108 262H110V261H112V262H110L109 264H113V261L115 260L116 261V259L117 258H115V257H118L119 258V255H118V253H117V250H115V249H117L116 247H117V243H116V239H114V238H112L113 240H111V236L109 235V233L107 232V231H104V230H92L91 232L90 231H87L86 232ZM98 237V238H97ZM107 238V239H105V238ZM68 238H70V237H68ZM73 238H75V237H73ZM79 238H81V237H79ZM94 238V239H93ZM93 239V240H92ZM100 239H101V241H100ZM110 239V240H109ZM108 240V241H107ZM64 241V242H63ZM64 243L63 245H62V247L60 248V244L59 243ZM101 244H100V243ZM27 243L28 244H30L29 246L27 245ZM55 243V242H54ZM61 243V244H62ZM112 243H113V245H115V246H113L112 245ZM59 244V245H58ZM32 245H34V246H32ZM65 245V246H64ZM84 245H86V246H84ZM26 246V247H25ZM29 248H28V247ZM30 246H31V248H30ZM84 246L85 247V249H84V247L82 248V247ZM88 248V251L90 252V253H88V251L86 250L87 248ZM96 247V249L94 250V248ZM115 247V248H114ZM28 248V249H27ZM38 250H37V249ZM90 248H92L91 250H89ZM113 248H114V250H113ZM36 249V250H35ZM97 249H98V252H97ZM100 249V250H99ZM21 250H22V252H21ZM48 250V251H47ZM50 250L52 251L53 250V252H50ZM87 252H86V251ZM93 250V251H92ZM106 250V251H105ZM108 250V251H107ZM29 251V252H28ZM35 251H37L36 253H35ZM83 251L85 252L84 254H83ZM95 251H96V253H95ZM6 252V253H5ZM108 253V255H107V253ZM113 254H112V253ZM3 255H2V254ZM20 253V254H19ZM23 253H25V255L23 254ZM28 253V254H27ZM93 253H95L94 255H93ZM19 254V255H18ZM36 254V255H37ZM46 254V255H45ZM56 254V253H55ZM91 254V255H90ZM262 254V253H261ZM261 254L260 253H258V255H260L259 256V258H258V256H257V254L255 255V258H256V256H257V258L255 259V258H253L252 260H253V262L250 260L249 261V259L247 260V258H250V257H254V255H252V256H250V257H246V260H245V258H243V260H245L246 262V264L247 263H249V264H254V262H255V264H258V262H259V260H261L260 259V257H261ZM90 255V256H89ZM106 255V256H105ZM113 255V256H112ZM5 256V257H4ZM111 256V257H110ZM94 257V258H93ZM114 257V260H112V258ZM102 258H104V259H102ZM261 258H263V257H261ZM44 259V260H43ZM91 259H93V260H91ZM251 259V258H250ZM259 259V260H258ZM242 260V258L241 259H238V261H236L237 262V264H244V263H242L241 261H243ZM255 260V261H254ZM257 260H258V262H257ZM38 261V262H37ZM46 261V262H45ZM71 261V262H70ZM89 261H91L90 263H89ZM94 261V262H93ZM103 261H106V262H103ZM179 260H177V262H178ZM249 261V262H248ZM262 261V260H261ZM260 261V262H261ZM18 262V261H17ZM172 262H174L175 264H176V261H172ZM180 262V261H179ZM236 262H234L235 264H236ZM244 262V261H243ZM251 262V263H250ZM16 264L15 263V261L13 262V261H9V264ZM233 262H232V264H234ZM178 264V263H177ZM182 264V263H181ZM184 264V263H183ZM187 264V263H186ZM218 264V263H217ZM227 264H229V263H227ZM231 264V263H230ZM261 264V263H260Z\"/></svg>",
	"mask_w": 264,
	"mask_h": 264
},
{
	"label": "built area",
	"instance_id": "3",
	"mask_svg": "<svg viewBox=\"0 0 264 264\" xmlns=\"http://www.w3.org/2000/svg\"><path fill=\"white\" fill-rule=\"evenodd\" d=\"M90 256V255H89ZM89 257L86 258V255H82L80 256L79 258H77L73 264H85L86 263V260L88 259Z\"/></svg>",
	"mask_w": 264,
	"mask_h": 264
}]
</instances>
